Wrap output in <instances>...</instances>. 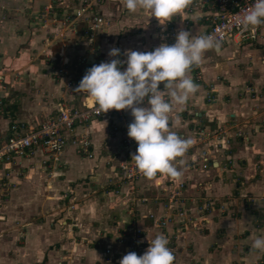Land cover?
<instances>
[{"label":"crops","instance_id":"0c3cea01","mask_svg":"<svg viewBox=\"0 0 264 264\" xmlns=\"http://www.w3.org/2000/svg\"><path fill=\"white\" fill-rule=\"evenodd\" d=\"M110 8L115 9L114 23L107 18ZM92 10V13L109 20L110 26H103L102 31H95L93 40L86 38L82 41L81 37L84 35L82 30L86 23L80 20L75 23L76 32L67 39L68 43L65 42L64 45L57 43L50 50V61L56 65L61 61V64L71 63V58L75 57L76 53H78L77 57L85 56L86 64L80 70V78L75 89L87 69L116 58L108 56L110 49H120L121 55L118 58L126 61L127 58L123 55L125 50L151 52L162 43L174 44L176 34L181 29L189 31L192 35L204 34L211 24L212 17L216 14L213 0H191L185 9L172 20L166 21L165 25H161L157 18L149 17L147 12L130 13L123 6L122 0H107ZM259 26L264 28V24ZM261 33L264 35L263 30ZM60 45L64 47L70 60L59 58L57 52L61 49H59ZM263 45L264 37L262 36L255 41L233 36L223 42L219 51H207L200 66H194L189 73L199 86L198 91L190 97L186 105L175 107L170 114L173 121L172 130L182 137L194 140L182 157L186 162L196 163L194 167L181 166L184 175L179 180L182 179L186 183L182 191L185 196L184 202L190 214L197 215V221L202 219L203 215L209 219V226L201 228L198 232L182 233L177 228L169 229L177 234L178 239L182 238L183 242V244L176 245V243L170 247L175 256L174 264H264V252L251 247L255 238L264 236V202L262 200L264 197V167L258 165L264 158ZM41 65H29V68H22L23 70L17 68V71L21 72L18 73V78L23 79L22 74L26 73L28 82L27 84L20 82V86L16 81L12 84L10 101L13 104H10L9 115L0 124V141L8 135V128L12 121L31 125L39 124L46 116L55 114L59 104L65 103L79 107L83 98L87 96L86 93L75 92V89L72 94L67 93L57 81L46 75L51 71L52 66ZM123 68H126V64ZM15 71V69L11 71L13 72L11 77H14ZM17 89H21L24 96L17 97L15 92ZM32 90L34 92L31 93ZM161 90H163V84ZM207 94L213 99L210 103L206 98ZM18 98L20 102H16ZM89 102L92 104L91 101ZM124 115L131 123L133 117L130 110H124ZM177 116L180 118L179 124L174 123ZM88 125L87 129L81 131L79 128L78 131L82 135L85 134L91 142L93 157L88 158L86 155L78 154L75 147L68 144L61 155V165L54 173L56 176L52 181L50 180L54 188L70 192L71 196L66 194L63 195L64 197L81 200L85 204V208L80 210L79 217L76 219L78 221L76 227H80L81 230L76 231L70 228L69 232H78L79 238L87 240L88 245L75 248L73 244H70L71 241L70 243L61 241L58 244V241L62 239L60 229L51 230L52 234H42L41 232H47V230L39 232V229L35 227L34 232L31 226L33 232H30L29 237L32 239H26L19 257H13L8 248L11 247V243L0 244L2 254L0 264H33L35 256L39 257L43 264H61V262L63 264H71V262L72 264H98L105 254L103 246L105 249L114 247L113 253L115 254H120L119 252L122 251L120 245L112 242L116 239V233L114 234V231L109 230L108 227L109 221L113 223V219L115 222L114 217H118L116 212L110 210L111 201L115 199L111 200V197L105 194L100 195L102 198H90L80 191L82 184L89 185L88 191L100 190L99 188L107 182V177L114 179V175L118 182L121 181V177L117 176V172H120L117 167L120 161L128 160L129 157L128 149L122 146V142L120 143V139L126 137L125 131L120 130L118 126L115 135L111 136V130L118 125L114 114L95 118ZM195 128H202L210 134L222 135L219 138L220 142L217 140L215 146L212 139L211 144H205L209 146L205 149L211 153V169L203 170L202 166H199L198 152L201 148L196 141L197 136L192 135L195 133ZM136 149L137 146L132 148L134 151ZM39 158H33L32 162H40ZM12 167L3 165L0 175L6 171L5 169ZM27 168H22V175L25 179L23 187L28 188L29 185H35L42 188L41 180L38 182V179L45 178L46 170L43 168L42 171L39 167V169H28L27 171ZM38 174H40L39 178ZM29 179L31 184L27 182ZM157 184L162 186V190L177 188L173 179L159 173L152 179L143 176L135 183L119 185V188L124 197L133 199L141 194L143 196L144 192L151 193L152 189L159 192L160 189H157V186L155 188ZM61 197L59 196L57 200H61ZM250 197L255 198L254 202L257 207L248 206L246 208ZM100 199H105L104 202L110 207L107 209L109 214H104L106 217L104 216L103 219L101 215L95 213L97 201L100 203ZM206 200H211L215 207L226 204L225 208L229 213L235 211V217L229 214L220 215V209L214 207L213 210L198 215L195 211L196 205L200 206ZM123 201L126 200L123 199L120 202ZM152 202L155 203V200ZM53 204V202L49 203V205ZM30 205V208H19L21 215L19 219L26 218L27 214L34 210V204ZM148 209L161 211L160 207L156 208L155 204ZM129 210L126 208L123 214L126 216ZM142 212L139 214V222L146 221L149 224L146 230L153 232L151 229H154V223L148 220ZM162 212L165 213L163 210ZM97 215L99 217H96ZM61 223L68 225L64 219ZM97 224H101V228L96 227ZM69 232L66 233L64 239L69 240ZM51 237L54 240L47 248L48 253L38 255L39 250L43 248L42 245H47V241H51L48 238ZM143 239L141 237L139 241ZM38 242L41 243L38 244ZM13 243L14 247H18L16 242ZM54 246H56L54 250L50 249ZM5 250H9L10 254Z\"/></svg>","mask_w":264,"mask_h":264},{"label":"rangeland","instance_id":"374dc122","mask_svg":"<svg viewBox=\"0 0 264 264\" xmlns=\"http://www.w3.org/2000/svg\"><path fill=\"white\" fill-rule=\"evenodd\" d=\"M106 1L107 0H0V124H2L3 119L7 118L11 111L10 104L13 103H11L10 101V92H12L11 88H13V82H19V86L21 85L20 82H24L26 84L28 82L26 73L22 74L24 76L23 79L20 80L18 78V73L21 72H18L17 70H23L25 67L29 68V65L35 66L36 64L50 65L52 66V68L56 67V63L50 61V50L52 46L57 43L62 45H64L65 42L68 43V37L63 41L56 40L55 38L62 31L67 29V27H69L68 22L70 20V17L71 19L73 18L74 11L81 5L87 3L91 4L92 9H94V7L99 6L102 2L105 3ZM48 6L51 7L46 9V7ZM114 11L115 9L110 8V15L108 14L107 16V18L110 19L112 23L115 22ZM65 20H68V22L64 23ZM105 22L106 24L104 26L109 27L110 21L105 20ZM73 34L74 32L72 30L71 36ZM112 37H114V35ZM86 38L87 36L82 35L81 40L84 41V39ZM62 45H60L59 49H61L59 52H57V55L61 60H70L68 53H66V50L64 51V47ZM77 54L78 53H76L75 57L71 58L72 62L76 60ZM81 57L85 58V56ZM61 63L62 61L60 62V64ZM14 69L16 70L14 72L15 75L14 77H11V75L13 74V72L11 71ZM43 72L45 74V71ZM46 75H48V77H52L51 71ZM9 76L10 79H8ZM9 82H11V84H9ZM20 90L17 89L15 91L16 96L19 98L22 95L24 96V93H22ZM32 92H34V90H32L31 93ZM19 98L16 99V102H20ZM114 115L116 116L118 125H115L114 129L111 130V136L115 135V132L118 130V126L119 129L125 131V135L128 136L127 130L130 121L125 115L123 118H120L118 114ZM88 126L89 125L87 124L80 130H85ZM200 129L202 128H195V133L192 134L195 137L197 136L196 141L201 148L198 152L199 166H202L203 170L211 169V153L205 149L208 146L205 144H211L210 140L212 139L214 143L212 144L215 146L217 144L216 141L221 138L222 135L220 136V134H210L206 130ZM121 139L120 143L122 142L121 144L123 146L124 140ZM135 146H137L136 142ZM203 159L205 160L202 161ZM26 162H24L23 165H16L17 167L13 166L11 169H5L6 171L3 172L2 175H0V244L6 245L11 243V247L8 248L11 250L13 257H19L22 246L25 245L26 239H32L31 237H29V235L30 232H33L32 230H34L35 232L36 227L39 229V232H41L40 230H47V232H41L42 234H52L53 232L51 230L60 229L62 231V239L58 241V244H60L61 241H68V243H70L71 241L70 244H73L75 248L83 245H88L87 240L79 238L78 232H69L70 228L76 231L81 230L80 227H76L78 224V221L76 219L79 217L80 210L82 208H85V204L83 203V201L72 199L71 197L68 198V196L64 197L63 195L66 194L71 196L70 192L67 190L62 191L58 188H54L52 184L53 182L51 181L56 176V174H54L55 172L52 174L50 170L48 172V170L42 166L41 161L32 162L28 160ZM195 165V162L185 161V164L183 166L194 167ZM39 167L41 170L44 168L46 172H48V174L45 172V178L42 177L41 179H38V182H40L41 180L42 188L35 185H29L28 188H24L23 186L25 183V179L22 175V168H27L28 171V169H39ZM106 167L108 168V166ZM2 168L3 165L0 164V169ZM113 171L115 172V170ZM39 176L40 174L37 175L38 178ZM117 176L119 178L121 177V171L117 172ZM141 177H143V175ZM141 177L137 176L133 181L121 179L120 182L117 181V177L115 175L114 179H110L109 177H107V182H105L103 186L99 188L100 190L97 191H88L89 185L82 184V189L80 192L86 195V197H96L98 199L102 198L100 197L101 194H105L107 197H111V200L115 199V201H111V208L108 207V204L106 202H104L105 199H100V203L97 201L95 213L97 212L98 215H101V219H103L104 216L106 217V215L104 214H109L107 212V209L110 208V210L116 212L118 217H114V224L112 223V221H109L108 227L109 230L114 231V234L116 233V239H113L112 242L114 241L115 244L120 245L122 247V251L119 252L120 254H115L113 253L114 247L105 249L103 246L105 254L102 256L98 264H119L120 259L128 252H135L137 253V255H143V253L149 247L148 239H152L156 235L160 234L165 235L169 240V248L176 243V245H179V243L183 244V242L181 241L182 238L178 239L176 233L169 231L171 227H173L174 229L177 228L179 232L184 233L188 231L198 232L201 230V228L209 226V219L205 215L202 216V219L197 221V215L190 214L189 208L187 207L185 202L182 201L185 197L182 192L183 189H179L178 191H176V189H169V191L168 188H166L162 190V186L157 184L155 185V188L157 186V189H160L159 192H155L152 189L153 193L144 192L143 196L141 194L133 199L124 197L119 188V185L135 183L139 181ZM30 179L27 181L28 184H31ZM179 182H181L184 186L186 184L182 181V179L179 180ZM175 185L177 186V183H175ZM180 190L182 191L180 192ZM59 196H62L61 200H57ZM123 199H125L126 201L120 202ZM154 200L155 203L152 202ZM262 200L264 202V197ZM254 201V197L248 198L246 208L248 206L250 208L257 207ZM25 202L27 204H25ZM50 202H53L54 204L49 205ZM31 203L34 204V210L30 211V213L27 214L26 218L19 219L21 218V215L19 214V208H30ZM152 204H155L156 208L160 207L161 211L148 209L152 208ZM203 204L206 205V207L209 205L206 201H203V203H201L200 205ZM225 205H216L215 207L214 203H212L211 207L219 208L220 215L226 216L229 214L230 216L235 217V211L230 212V214L225 208ZM126 208L130 210L129 212H126L125 216L123 214V211ZM198 208L199 206L196 205L195 211H197L198 215L205 212L199 211L198 213ZM213 209L209 208V210L207 211ZM162 210L165 211V213H163ZM141 211H143L142 213L145 214L148 220L154 223V229H151L153 232H149L146 230L147 226L149 225L146 223V221L144 223L143 221L139 222V214L141 213ZM98 215L96 217H99ZM62 219L67 222V226L61 223ZM104 222H106V220ZM95 226L101 228V224H97ZM30 227L33 229L31 230ZM28 228L29 232H27ZM121 231L122 233H120ZM68 232L69 240H66L64 239V237L66 233L68 234ZM168 232H170V234ZM182 233H180V235ZM141 237L142 239H144L139 241ZM48 239H51V241H47V245H42L43 248L39 250L38 255H46L48 253L49 249L47 250V248H49V245L52 244L51 242H53L54 238L51 237ZM5 242L9 243L4 244ZM13 242H16L18 247H14ZM40 243L41 242H38V244ZM55 247L56 246L50 249L54 250ZM73 250L75 251V249ZM5 252L9 253L10 251L5 250ZM1 256L2 254L0 253V258ZM33 262V264H43V262L40 261L39 257L36 256L34 257ZM61 264L63 263L61 262Z\"/></svg>","mask_w":264,"mask_h":264},{"label":"clouds","instance_id":"9594fccd","mask_svg":"<svg viewBox=\"0 0 264 264\" xmlns=\"http://www.w3.org/2000/svg\"><path fill=\"white\" fill-rule=\"evenodd\" d=\"M190 3L191 0H122L130 13L147 12L161 25ZM236 23L245 31L264 24V0H254ZM222 44L217 35H192L181 29L174 44L162 43L151 52L125 50L126 61L118 58L120 49L112 48L108 56L116 58L87 69L75 92L86 93L98 112L130 110L133 120L127 135L137 143L131 160L145 178L152 179L159 173L180 179L184 175L182 157L194 140L172 130L170 114L175 107L186 105L199 89L189 74L191 69L200 66L207 51H219ZM179 119L177 116L174 123L179 124ZM148 241L143 255L128 252L119 264H174L175 256L165 235ZM251 247L264 252V236L255 238Z\"/></svg>","mask_w":264,"mask_h":264},{"label":"built area","instance_id":"2783aa9c","mask_svg":"<svg viewBox=\"0 0 264 264\" xmlns=\"http://www.w3.org/2000/svg\"><path fill=\"white\" fill-rule=\"evenodd\" d=\"M213 2L216 6V14L212 17L211 24L205 33L217 35L223 42L233 36L254 41L261 36L264 37L261 33L262 30L264 31L263 27L256 26L245 31L240 29L236 23L238 16L243 15L254 0H213ZM50 7L48 6L46 9ZM91 11V4L81 5L74 11V16L72 19L70 17L69 22L65 20L64 23L68 22L69 27L55 39L63 41L67 37L69 38L72 30L74 33L76 32L75 23L82 20L86 23L82 33L87 36V39L93 40L95 31H102L106 22L102 16ZM75 61L57 65L51 70L52 78L69 94H72L79 81L80 70L86 64V58L78 56ZM162 84L163 82L159 86L160 89ZM206 98L208 103L213 100L209 94ZM89 100L92 102L91 105H89ZM96 108L97 106L92 99L86 96L79 107L69 106L65 103L59 104L56 113L46 116L39 124L31 125L25 122L13 121L8 128V135L0 141V164L10 167L20 166L24 162L32 161L33 158H39L40 156L42 166L53 174L61 165V155L68 144L74 145L78 154L81 153L88 158H92L91 142L85 134L82 135L77 130L84 128L93 119L102 118L106 114L108 116L118 114L120 118L124 117V110L112 109L105 113L98 112ZM123 140V146L128 149L129 157L128 160L120 161L118 168L121 171V179L133 181L135 177L142 176L131 160V154L136 152L132 150L135 147V141L128 136ZM220 140L218 139L219 142ZM258 165L264 167V158L260 160ZM174 183H177L176 191L185 189L179 179L174 180ZM182 201L184 202V199ZM206 202L209 205L207 207L204 204L200 205L198 212H206L209 208H213L211 207V200H206Z\"/></svg>","mask_w":264,"mask_h":264},{"label":"bare ground","instance_id":"6f19581e","mask_svg":"<svg viewBox=\"0 0 264 264\" xmlns=\"http://www.w3.org/2000/svg\"><path fill=\"white\" fill-rule=\"evenodd\" d=\"M89 101H90V100H89ZM89 105H91L90 102H89Z\"/></svg>","mask_w":264,"mask_h":264},{"label":"trees","instance_id":"16d2710c","mask_svg":"<svg viewBox=\"0 0 264 264\" xmlns=\"http://www.w3.org/2000/svg\"><path fill=\"white\" fill-rule=\"evenodd\" d=\"M12 122H13V121H12ZM12 122H11V123H12ZM11 123H10V124H11Z\"/></svg>","mask_w":264,"mask_h":264}]
</instances>
